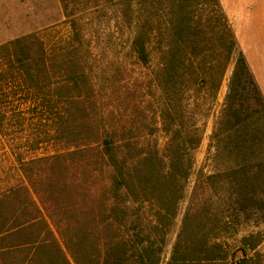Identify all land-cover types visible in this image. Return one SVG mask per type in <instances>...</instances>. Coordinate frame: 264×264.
I'll use <instances>...</instances> for the list:
<instances>
[{"label": "trees", "instance_id": "trees-1", "mask_svg": "<svg viewBox=\"0 0 264 264\" xmlns=\"http://www.w3.org/2000/svg\"><path fill=\"white\" fill-rule=\"evenodd\" d=\"M59 4L0 42V264H264V100L219 1Z\"/></svg>", "mask_w": 264, "mask_h": 264}, {"label": "rangeland", "instance_id": "rangeland-1", "mask_svg": "<svg viewBox=\"0 0 264 264\" xmlns=\"http://www.w3.org/2000/svg\"><path fill=\"white\" fill-rule=\"evenodd\" d=\"M62 20L63 14L59 0H0V42L50 25H56L62 31ZM123 52L121 39H118L116 40L115 50L109 57L119 59L124 55ZM232 69L233 63H230L218 90L216 104L206 120L200 144L194 154L195 168H199L204 164L209 137L224 101ZM191 184L192 180H190L189 186ZM255 214L248 213V216L243 218L240 234L262 230V241L259 249L264 253V209L257 215ZM168 252L169 246L167 248Z\"/></svg>", "mask_w": 264, "mask_h": 264}, {"label": "crops", "instance_id": "crops-1", "mask_svg": "<svg viewBox=\"0 0 264 264\" xmlns=\"http://www.w3.org/2000/svg\"><path fill=\"white\" fill-rule=\"evenodd\" d=\"M264 100V0H218Z\"/></svg>", "mask_w": 264, "mask_h": 264}]
</instances>
